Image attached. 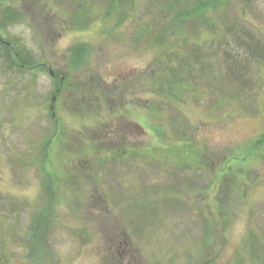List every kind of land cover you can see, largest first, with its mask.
<instances>
[{
  "label": "rangeland",
  "instance_id": "rangeland-1",
  "mask_svg": "<svg viewBox=\"0 0 264 264\" xmlns=\"http://www.w3.org/2000/svg\"><path fill=\"white\" fill-rule=\"evenodd\" d=\"M132 1L0 0V264H264V0Z\"/></svg>",
  "mask_w": 264,
  "mask_h": 264
},
{
  "label": "trees",
  "instance_id": "trees-1",
  "mask_svg": "<svg viewBox=\"0 0 264 264\" xmlns=\"http://www.w3.org/2000/svg\"><path fill=\"white\" fill-rule=\"evenodd\" d=\"M123 1L124 0H112V5L116 6L119 9L120 6H121L120 4ZM191 1L193 2L191 4H187L189 2L188 1L184 2V0H178L177 3H171L170 4L171 9L174 10V8H175V11H176L175 15H173V17H172V20H173V23H174V24L172 23L173 26L180 27V26H182L185 23L182 20H187L189 18L191 20L193 19V20L196 21L197 18L199 17V18H201V21L199 23L203 22L204 24H207V30H208V28H209L208 21H211V17L213 15V13H217V14L225 13L223 11H226L225 9H226L227 5H229V3L231 2V0H191ZM135 3H136V0L132 1V5H135ZM195 14H197V15L195 16ZM209 14H210V16H209L210 19L206 17ZM2 15H3L2 19H5L6 21L3 22L4 20L3 21L0 20V47L4 48L5 50H7L8 53L9 52L11 53V56L13 58L12 63L15 64V67H19V69L29 68V67L32 68L33 67V65H31L32 63L29 62L28 60H26L25 57L21 54V52H19L16 49L15 44H12V43L4 40V38L2 36V28H3L2 26L6 25L8 23L11 24V23H15V22L19 21L20 20L19 14L13 8H6V9L3 10V14ZM223 26H224V24H222V26H220L218 28V30H221L223 28ZM225 32H226V30H221L220 34L223 35ZM187 34L190 35L192 33H188L186 31V33L184 34L185 35L184 40H186V42L188 40L187 39ZM191 36L192 35H190V37ZM182 49H183V47H182ZM85 51H86V46H79L78 49H77V52H78L79 55L85 54L86 53ZM177 51H175V49H174L171 52H173L175 55H177V53H176ZM181 51L186 53V50H184V49L181 50ZM184 55L185 54L180 55V56L183 57ZM185 56H188V54L185 55ZM182 57L179 60L180 61L179 65L181 67H182L181 62L183 60H185V59H182ZM183 63H185V61ZM186 65L188 66V64H186ZM188 68L191 70V67H188ZM180 70H179V72H181L180 75H179L180 79L178 81V83L180 82V84H177V85L175 84L174 85L173 82H172V86L174 85L173 89L176 90V92H174V93H177L178 91H181V89L184 88L185 86L187 88L188 85L191 86V84H193L191 80H189L188 78L185 77V72H183L182 69H180ZM187 75L189 77L191 76L189 74H187ZM55 77H57V74H56ZM64 80H65L64 76H61L59 81H58L59 82V86H60V84H62L64 82ZM174 82L176 83V81H174ZM171 91H173V90H171ZM193 91H195V88H194ZM254 145L255 146L259 145V147L264 145V134L262 136H260L258 140L255 141ZM50 189H51V186H50ZM51 193H52V190H51ZM48 196H49V198L51 200H53V196H51L50 193L48 194Z\"/></svg>",
  "mask_w": 264,
  "mask_h": 264
}]
</instances>
